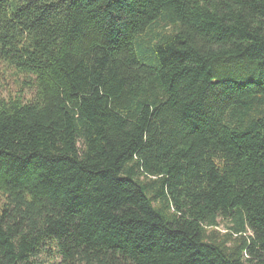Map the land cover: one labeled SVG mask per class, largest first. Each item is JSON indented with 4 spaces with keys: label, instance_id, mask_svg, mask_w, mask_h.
I'll use <instances>...</instances> for the list:
<instances>
[{
    "label": "trees",
    "instance_id": "trees-1",
    "mask_svg": "<svg viewBox=\"0 0 264 264\" xmlns=\"http://www.w3.org/2000/svg\"><path fill=\"white\" fill-rule=\"evenodd\" d=\"M0 264H264V0H0Z\"/></svg>",
    "mask_w": 264,
    "mask_h": 264
},
{
    "label": "rangeland",
    "instance_id": "rangeland-1",
    "mask_svg": "<svg viewBox=\"0 0 264 264\" xmlns=\"http://www.w3.org/2000/svg\"><path fill=\"white\" fill-rule=\"evenodd\" d=\"M11 82V81H10ZM12 84V83H11ZM220 230H224V224L221 225Z\"/></svg>",
    "mask_w": 264,
    "mask_h": 264
}]
</instances>
